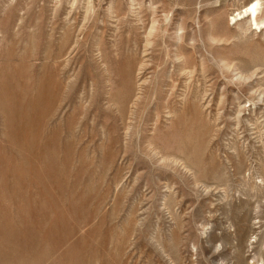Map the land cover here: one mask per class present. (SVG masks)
Wrapping results in <instances>:
<instances>
[{"label": "rangeland", "instance_id": "374dc122", "mask_svg": "<svg viewBox=\"0 0 264 264\" xmlns=\"http://www.w3.org/2000/svg\"><path fill=\"white\" fill-rule=\"evenodd\" d=\"M0 264H264V0H0Z\"/></svg>", "mask_w": 264, "mask_h": 264}, {"label": "bare ground", "instance_id": "6f19581e", "mask_svg": "<svg viewBox=\"0 0 264 264\" xmlns=\"http://www.w3.org/2000/svg\"><path fill=\"white\" fill-rule=\"evenodd\" d=\"M258 1L255 2V4L252 3V5L250 7H247L244 11V13H249L250 15H252V17H255L258 11ZM242 12H240L241 14Z\"/></svg>", "mask_w": 264, "mask_h": 264}]
</instances>
